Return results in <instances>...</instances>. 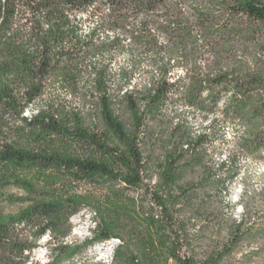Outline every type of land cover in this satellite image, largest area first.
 <instances>
[{
	"label": "trees",
	"instance_id": "16d2710c",
	"mask_svg": "<svg viewBox=\"0 0 264 264\" xmlns=\"http://www.w3.org/2000/svg\"><path fill=\"white\" fill-rule=\"evenodd\" d=\"M176 106L210 118L208 130L194 133ZM217 121L242 127L219 164L225 186L235 155L264 151V0H0V264H62L111 238L114 264H218L237 234L198 261L174 193ZM152 142L164 151L155 183ZM82 205L98 220L72 246ZM45 235L57 254L34 261Z\"/></svg>",
	"mask_w": 264,
	"mask_h": 264
},
{
	"label": "rangeland",
	"instance_id": "374dc122",
	"mask_svg": "<svg viewBox=\"0 0 264 264\" xmlns=\"http://www.w3.org/2000/svg\"><path fill=\"white\" fill-rule=\"evenodd\" d=\"M174 111L185 114L184 124L194 133L208 130L207 123L210 118L195 116L193 112L181 106L168 109L169 113ZM122 117L126 120L127 115L123 113ZM170 125V122L160 123V131L165 133ZM241 129L239 124L217 121L214 125V143H205L197 154L185 155L179 165L178 184L184 190L174 191L177 195L175 215L185 236L184 249L198 261L221 249L230 236L236 233L238 240L232 243L231 252L218 264H264V151L235 155L237 170L234 177L226 181L225 186L220 178L222 169L219 164L233 149ZM146 153L151 165L150 182L155 183L159 174L157 163L162 161L164 151L152 142ZM40 177L32 176L37 187L41 185L38 182ZM8 190L14 195L28 196L22 187H10ZM140 203L147 208L151 205L145 199ZM23 205L18 202L9 209L16 211ZM97 220L95 210L88 205H82L81 209L70 217L71 232L65 238L66 242L73 246L90 239L94 235ZM48 238L45 235L39 240V245L32 252L34 261H48L57 254L53 252L48 257ZM119 244L121 245V242L117 238L94 242L71 258H65L62 264H114L112 255ZM134 264H140V261ZM167 264L174 262L169 259Z\"/></svg>",
	"mask_w": 264,
	"mask_h": 264
}]
</instances>
